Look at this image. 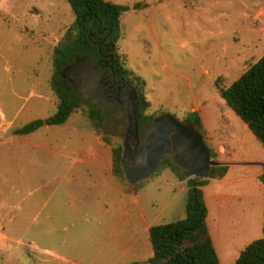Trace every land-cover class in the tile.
<instances>
[{
  "label": "rangeland",
  "instance_id": "1",
  "mask_svg": "<svg viewBox=\"0 0 264 264\" xmlns=\"http://www.w3.org/2000/svg\"><path fill=\"white\" fill-rule=\"evenodd\" d=\"M108 1L129 7L119 18L114 51L144 81V112H169L185 121L204 109L211 136L230 147L241 145L243 122L219 91L264 52V0ZM74 18L66 0H0V264H143L152 250L138 209L152 225L186 215L187 192L162 181L168 168L145 179L137 206L131 198L126 203L127 194L135 193L127 183L77 161L96 151L111 168V146L125 130L121 107L100 110V127L82 103L62 124L14 134L55 113L61 79L54 74L53 50ZM247 135V148L259 150L248 129ZM51 151L68 154V185H48L62 163L53 159L55 165H48ZM233 154L241 158V150ZM113 180L126 199L117 208L108 205L117 198ZM232 189L241 192V184ZM237 199L233 209L239 213ZM102 203L108 208H100ZM235 232L226 247L217 246L220 264H234L238 256Z\"/></svg>",
  "mask_w": 264,
  "mask_h": 264
},
{
  "label": "trees",
  "instance_id": "2",
  "mask_svg": "<svg viewBox=\"0 0 264 264\" xmlns=\"http://www.w3.org/2000/svg\"><path fill=\"white\" fill-rule=\"evenodd\" d=\"M66 1L70 4L75 18L53 50L54 74L60 79L59 72L76 57L84 55L99 57L100 53L97 45L92 42L91 32L107 27L109 36L115 44L121 35L119 18L129 9L127 5L108 0ZM114 65L137 91V119L141 133L142 125L156 116L144 112L148 105L141 87L144 81L123 65L115 51ZM219 94L264 147V53L231 84L221 88ZM57 96L59 101L55 113L45 119H35L23 127L16 128L14 134H28L43 124H62L82 103L88 105V117L97 127H100L103 121V115L99 111H109L83 100L74 90H67L62 84L57 90ZM185 121L192 122L206 141V129L197 112H190ZM121 150L120 143L111 146V173L116 179L126 183L120 167ZM211 156H216V152L212 149ZM159 167L168 168L178 179L185 178L182 171L167 157L162 159ZM226 169V165L213 166L209 177L221 176ZM261 180L264 182V175H261ZM145 181H139L134 185L128 184V187L137 192ZM205 181V179L192 178L186 180L188 190L184 218L164 224H154L148 228L152 255L143 264H220L205 223L207 209L200 188ZM126 264L141 263L131 261ZM234 264H264V212L262 236L249 242L240 251Z\"/></svg>",
  "mask_w": 264,
  "mask_h": 264
},
{
  "label": "crops",
  "instance_id": "3",
  "mask_svg": "<svg viewBox=\"0 0 264 264\" xmlns=\"http://www.w3.org/2000/svg\"><path fill=\"white\" fill-rule=\"evenodd\" d=\"M264 53V52H263ZM199 114L203 125L206 129V143L207 145L216 152V158L225 162H259L261 165L255 164H231L226 165L227 169L225 173L221 176L208 177L205 183L200 186L204 203L207 209V214L205 218V223L209 236L212 241V245L218 257L217 246L226 247L227 242L230 240L233 234L232 230H236L235 234L237 239L241 240V248L236 251L238 255L240 251L252 240L260 238L262 236V222H263V212H264V182L261 180V175H264V147L260 144V149H248L247 144L251 143V136L247 135V125L243 122L241 126V145L237 146H227L223 141L215 139L207 131L206 125L204 124V116L206 115L205 110L195 111ZM250 131V130H249ZM251 132V131H250ZM15 136V135H14ZM254 136V135H253ZM37 145V144H35ZM224 150H227L231 155L224 154ZM241 150V158L239 155H234V152H239ZM52 157L48 165L54 166V159H61V167H57V170H53V174L48 180V185H63L64 183L70 182L69 176L67 174V169L70 163L68 162V154L60 151L49 152ZM77 159V158H76ZM75 159V160H76ZM65 160V161H64ZM81 164L98 170L99 172H104L111 174V168L108 169V159H102L99 152L90 151L85 153L82 157L78 158ZM57 164V162H56ZM59 165V164H58ZM105 167V168H103ZM59 168V169H58ZM52 169V168H51ZM52 171V170H51ZM66 172V173H65ZM112 175V174H111ZM164 185L169 186L172 190L176 188L179 191L188 190L185 179H178L174 176L168 169H164L161 175ZM114 181V180H113ZM113 194L117 196L115 200L109 202L110 207H121L126 202L123 200L119 194V188L117 183L114 181ZM149 182H146L139 192L127 194L129 197L127 202H132L139 206L141 191H143ZM105 184L102 181V185ZM241 184V192L232 189V186ZM241 198V208H239V213L233 209V205L237 202L235 199ZM237 199V200H238ZM100 208H108L106 203H102ZM140 212V217L143 222V230L148 234V228L152 225L146 220V216L142 208L138 209ZM241 227V230L238 228ZM234 234V235H235ZM234 237V236H233ZM140 234H136L130 243L133 247L135 243H138ZM236 238V237H234ZM149 240V234H148ZM237 240V241H238ZM150 243V241H149ZM143 246L144 244H139ZM151 246V244H150ZM228 249V248H227ZM152 253L149 255V257ZM148 257V258H149ZM147 258V259H148ZM146 259V260H147ZM219 259V258H218ZM145 260V261H146ZM138 262V261H137ZM144 262V261H142Z\"/></svg>",
  "mask_w": 264,
  "mask_h": 264
},
{
  "label": "water",
  "instance_id": "4",
  "mask_svg": "<svg viewBox=\"0 0 264 264\" xmlns=\"http://www.w3.org/2000/svg\"><path fill=\"white\" fill-rule=\"evenodd\" d=\"M111 45L114 46L113 43ZM99 88L94 79H82L77 86V94L100 108L110 109L112 100L106 99L98 91ZM128 100L131 104H128ZM119 104L125 109V130L120 134V167L129 185L148 179L159 168L164 157L175 164L186 179L195 180L208 178L213 166L261 165L259 162H225L214 159L211 148L194 124L180 121L169 112H163L145 122L140 133L134 89H131L130 97Z\"/></svg>",
  "mask_w": 264,
  "mask_h": 264
},
{
  "label": "flooded vegetation",
  "instance_id": "5",
  "mask_svg": "<svg viewBox=\"0 0 264 264\" xmlns=\"http://www.w3.org/2000/svg\"><path fill=\"white\" fill-rule=\"evenodd\" d=\"M106 28H98L96 32H91L92 41L95 42L100 53L99 57L93 58L88 55L76 57L72 63L66 65L59 72L60 81L67 90L72 89L77 93V86L82 82V79H94L100 87L98 91L106 99L112 100L111 108L108 110L121 107L125 112L119 102L127 100L130 97L131 89L135 91L136 89L114 65V46L111 45L113 41ZM110 54H112V58ZM128 104H131L130 100H128Z\"/></svg>",
  "mask_w": 264,
  "mask_h": 264
}]
</instances>
